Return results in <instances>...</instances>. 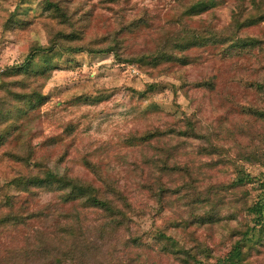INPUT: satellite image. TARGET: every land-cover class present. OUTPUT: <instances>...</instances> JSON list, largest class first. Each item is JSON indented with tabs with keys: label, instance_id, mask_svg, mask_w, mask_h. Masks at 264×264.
<instances>
[{
	"label": "trees",
	"instance_id": "obj_1",
	"mask_svg": "<svg viewBox=\"0 0 264 264\" xmlns=\"http://www.w3.org/2000/svg\"><path fill=\"white\" fill-rule=\"evenodd\" d=\"M198 5L203 8L204 0H196L190 8ZM51 6L56 12L63 11L59 3ZM261 6L264 0H251L248 9L237 4L228 26L210 36L190 30L184 35L185 25L177 28L183 23H174L176 20L171 17L172 24L165 18L166 22L162 20L154 30H146L143 27L155 18L148 9L127 18L120 14L123 9H118L114 11L118 18L97 37L96 45H66V49L111 52L116 59L127 62L166 63L157 72L165 74L171 72L167 64L184 66L206 61L209 67L203 68L200 77L191 81L185 73L179 75L186 88L202 92L200 95L208 101L209 93L216 96L215 81L225 78L253 87L256 98L246 107L237 106L239 109L221 103L226 100V94L221 96L220 103L208 101V108L203 105V99H198L188 113L163 112L154 106L151 110L158 112L159 121L132 126L81 151L75 145L78 138L75 125L71 124L57 135L42 137L38 147L28 139L20 147L10 148L4 153L17 172L7 179L6 191L0 195L3 203L0 264H165V259L174 261L172 264H194L189 261L193 253L184 246L154 248L142 243L139 233L131 228L132 216L153 217L166 208L170 213L166 223L182 238L201 244V232L205 238H213V226L220 220L219 213L213 214L215 208L237 209V202L242 204L240 210L245 215L255 216L252 224L244 215L234 225V215L228 216L227 231L223 234L230 240L229 247L216 262L206 264H247L249 258L250 264H264V244L254 250L253 242L260 231L257 225L264 232L262 204L253 202L249 196L246 186L249 175L242 172L241 165L235 167L240 158L251 163L264 161V49L253 54H250L253 49H246L255 44L264 45V33L247 32L248 28L263 31L259 27V21L264 19V9L259 12ZM175 8L171 3L166 12L174 15L171 12ZM79 28L82 34L83 24ZM130 31H138L141 48L128 49L135 40L122 41V35ZM234 46L237 51L232 52L229 48ZM246 54L253 59L248 64L237 63L233 57ZM29 60L27 54L24 66ZM22 67L21 64L12 68V76H17V80L8 81L10 74L1 78L0 102L6 105L18 99V102L28 101L34 108L45 99L37 83L48 78L52 68L45 66L37 74L33 71L32 78L27 77L22 83L18 79L26 69L21 72ZM222 69L225 76L219 75ZM176 70L182 72L180 68ZM154 86L148 83L144 90L134 92L145 95ZM141 111L149 113L148 107ZM13 122L10 120L0 127V145L12 134ZM79 158L82 170L73 168L70 162ZM117 163L125 164V173L137 177L136 180L119 183L113 174V165ZM218 165L234 172L229 180L214 177ZM134 185L147 202L134 200L131 195ZM42 191L52 193L51 199L39 202L36 197ZM157 235L159 242L160 237L166 238L160 229ZM195 264L204 263L197 259Z\"/></svg>",
	"mask_w": 264,
	"mask_h": 264
},
{
	"label": "rangeland",
	"instance_id": "obj_2",
	"mask_svg": "<svg viewBox=\"0 0 264 264\" xmlns=\"http://www.w3.org/2000/svg\"><path fill=\"white\" fill-rule=\"evenodd\" d=\"M121 1L124 0H0V83L1 78L6 74H10L8 81L17 80V76H12L14 72L12 68L21 64L23 65L21 72L26 68L22 72L23 76L18 78L22 83L27 77L32 78L33 71H37V74L43 71L45 66L52 68L48 78L37 83L45 94V99L40 105L31 108L28 101L18 102V99L6 105L0 102V127L3 128L10 120L15 121L10 126L13 129L12 134L0 145V195L6 191L4 185L7 179L15 176L17 172V167L12 168L14 164L7 159L4 152L12 147H20L25 140L30 139L31 143L38 147L42 137L48 134L57 135L61 129L71 124L75 125L74 133L78 138L75 145L81 151L82 148L93 146L100 140L113 138L117 132H123L132 126L150 120L159 121L158 112L154 113L151 110L154 106L163 112L179 113L182 110L188 113L197 104L198 99H203L200 95L202 92L197 93L186 88L179 75L185 73L186 78L191 81L200 77L209 67L206 61L191 62L184 66L167 64L166 67H169L171 72L165 74L157 72L161 65L165 68L166 63L153 64L145 60L127 62V59H116L111 52H89L88 48L66 49V45L73 43L96 45L97 37L111 28L114 24L113 20L118 18V13L114 12L118 9H123L120 14L125 18L136 17L144 8L148 9L155 18L153 22L143 27L146 30H154V26L171 17L176 20L174 23H183V25L178 24L177 28L185 25L184 35L190 30L210 36L214 31L224 30L223 28L228 26L237 4H242L246 9L251 7V0H204L205 6L199 8L198 5L195 9L190 7L196 0H182L179 3L174 0H128L123 2L124 4ZM51 3L61 4L63 11L56 12ZM171 3L176 5L175 11L171 12L175 17L166 12ZM263 9L264 6H261L259 12ZM171 18L168 19L170 24L173 22ZM82 24L84 28L81 34L79 27ZM259 24L263 31L248 28L247 32L264 33V19L260 20ZM137 32L130 31L122 35V41L132 43L135 40L130 47L126 44L128 49L136 50L142 47L140 38L136 36ZM240 46L242 47L241 44ZM229 49L232 52L237 51L236 46ZM246 49H253L250 53L253 54L259 52L258 49H264V45L255 44ZM27 54L30 55V60L24 66L23 62ZM233 57L236 58L237 63L243 64L253 60L248 54L233 55ZM178 68L182 72H178L176 70ZM223 74L224 76L226 74L224 69L219 75ZM148 83H153L155 86L145 95L134 92L144 90ZM214 86L217 91L216 96L213 93H209L208 96V101L212 103H220L219 101H223L221 96L226 94V100L221 103L238 108L237 106L246 107L249 103H254L256 98L253 87L242 82L221 78L215 81ZM208 101L203 99L205 108L209 107ZM143 107H148V114L141 111ZM217 108L220 111L222 109L219 105ZM206 113L210 114V110ZM70 162L73 168L81 169V165H78L81 163L80 158ZM236 163L235 167L241 165L242 172L249 175V180L246 182L249 196L253 202L262 204L264 213V161L251 163L246 158L245 160L240 158ZM112 164L110 162L111 167ZM113 167V174L119 178V183L136 180L137 177L125 173V164L117 163ZM217 167L220 168L215 171L214 177L219 180H229L234 173L223 165ZM10 189L14 191L15 188L10 187ZM131 195L136 201L147 202L146 196L137 186L131 190ZM51 197L52 193L42 191L36 198L39 202H43ZM228 197L229 195L226 198ZM196 202L200 204L198 200ZM2 204L0 196V214L3 210ZM236 206L237 209L215 208L213 214L217 216L219 213L220 220L213 226V238H205L201 232V244L182 238L171 224L166 223L165 220L170 218L169 210L166 208L160 215L153 217L149 214L132 216L131 228L139 233L141 242L148 243L149 246L154 245V248L184 246L193 253L189 259L192 263L195 264L197 259L204 264L214 263L229 247L230 240L224 235L228 227V221L225 220L228 216L234 215L235 225L238 220L241 222L245 215V212L240 210L242 204L237 202ZM198 212L202 214L201 210ZM244 217L251 225L255 216L251 213ZM260 227L256 226L260 231L253 239L256 245L254 250L264 244V232L261 231L263 227ZM158 229L166 236V238L160 237V242L157 239ZM255 253L254 251L252 256ZM250 259L247 260V264H250ZM164 262L174 263L167 259Z\"/></svg>",
	"mask_w": 264,
	"mask_h": 264
}]
</instances>
